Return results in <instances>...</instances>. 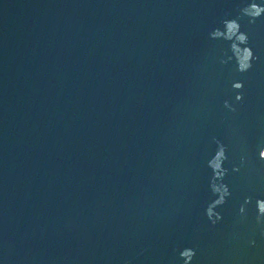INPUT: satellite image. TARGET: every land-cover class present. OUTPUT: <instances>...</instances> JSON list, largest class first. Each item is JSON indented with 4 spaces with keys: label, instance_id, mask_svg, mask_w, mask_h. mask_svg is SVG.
Segmentation results:
<instances>
[{
    "label": "water",
    "instance_id": "1",
    "mask_svg": "<svg viewBox=\"0 0 264 264\" xmlns=\"http://www.w3.org/2000/svg\"><path fill=\"white\" fill-rule=\"evenodd\" d=\"M251 2L0 0V264H182L185 247L192 264H264V15L242 17ZM237 18L257 57L243 75L208 35ZM214 139L231 192L215 227Z\"/></svg>",
    "mask_w": 264,
    "mask_h": 264
},
{
    "label": "clouds",
    "instance_id": "2",
    "mask_svg": "<svg viewBox=\"0 0 264 264\" xmlns=\"http://www.w3.org/2000/svg\"><path fill=\"white\" fill-rule=\"evenodd\" d=\"M240 15L247 17L249 23L255 22L262 15H264V6L254 2L249 3L247 6L240 9ZM209 39L213 41H223L228 44V52L231 55L227 59H221V64L234 63L235 71L241 75L247 73L253 67V62L257 59L254 55L250 45L248 36L245 32L241 31L239 19H224L220 22V27L213 29L209 32ZM234 93V103L229 101L224 102V108L231 112L236 111L235 104H238L243 99V82L234 81L231 85ZM216 144V149L206 162V167L210 170L211 176L209 179V191L214 199L210 200L204 211L205 218L208 223L215 227L222 220L221 214L216 209L222 207L231 196V192L224 179L228 173V169L224 167L225 162L228 160L227 149L218 140H213ZM259 160L264 161V147L258 151ZM246 163V158L241 157V165ZM233 171H238L233 168ZM251 197H247L244 204L239 209L241 218L245 216L246 205L251 202ZM255 222L258 226H264V199H256L255 201ZM261 236H264V227H261ZM196 257V250L191 247H185L179 251L178 261L182 264H192Z\"/></svg>",
    "mask_w": 264,
    "mask_h": 264
}]
</instances>
